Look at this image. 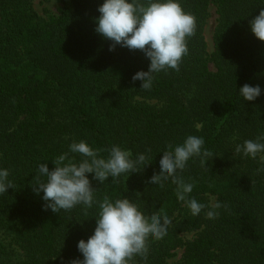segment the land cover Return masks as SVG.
Returning <instances> with one entry per match:
<instances>
[{
	"label": "trees",
	"instance_id": "1",
	"mask_svg": "<svg viewBox=\"0 0 264 264\" xmlns=\"http://www.w3.org/2000/svg\"><path fill=\"white\" fill-rule=\"evenodd\" d=\"M62 2L58 15L45 19L33 0H0V167L10 170L14 187L0 195V264L83 259L77 243L93 234L98 208L45 211L32 188L38 165L54 168L51 161L73 140L102 149L117 144L133 157L151 148L141 172L106 185L89 175L98 198L125 196L146 215L159 210L172 219L163 239L148 240L146 262L136 257L135 264H171L180 249L178 264H264V171L259 158L234 155L236 143L264 135V91L253 102L238 95L246 83L264 90V42L249 27L264 0H180L196 18L189 54L178 72L157 74L151 90L132 79L149 70L144 53L118 45L109 51L112 42L95 32L103 0ZM212 5L218 20L209 53ZM188 135L202 136L212 157L207 170L193 158L180 174L195 184L191 196L199 202L228 205L215 220L207 209L193 216L171 181L163 189L149 184L162 151ZM191 232L196 236L185 240Z\"/></svg>",
	"mask_w": 264,
	"mask_h": 264
},
{
	"label": "clouds",
	"instance_id": "2",
	"mask_svg": "<svg viewBox=\"0 0 264 264\" xmlns=\"http://www.w3.org/2000/svg\"><path fill=\"white\" fill-rule=\"evenodd\" d=\"M99 18L95 21V32L112 42L109 51L116 46L130 51L140 50L150 61L148 71L133 75V81H141L143 90H151L156 75L169 70L179 71L183 58L189 54L188 39L196 31V18L184 11L180 0H103L99 6ZM251 33L264 42V9L250 21ZM260 85L244 84L238 95L246 102H253L262 95ZM197 129L200 125H196ZM202 136L188 135L183 143L168 145L162 151L159 172L153 174L149 184L163 189L171 181L175 185V196L183 202L193 216L202 212L210 220L217 219L228 205L217 201L204 204L191 196L195 184L185 180L182 173L190 160L199 158L201 167L207 164L212 153L204 148ZM151 148L133 157L131 149L113 144L110 148H96L86 140H73L68 151L56 156L51 162L40 163L35 173L33 191L43 200V209L55 214L70 211L77 206L85 209L98 208L93 234L77 243L83 259L75 258L70 264H135L139 257L146 262L147 242L161 240L168 234L172 219L161 211L146 215L141 206L128 197L111 198L105 194L97 196L92 180L106 185L126 173L141 172L150 160ZM106 152L107 156L101 153ZM75 154H79V161ZM234 155L242 158H259L260 171H264V135L255 140H245L234 145ZM10 170L0 167V195L13 187ZM139 195V193L137 194Z\"/></svg>",
	"mask_w": 264,
	"mask_h": 264
},
{
	"label": "rangeland",
	"instance_id": "3",
	"mask_svg": "<svg viewBox=\"0 0 264 264\" xmlns=\"http://www.w3.org/2000/svg\"><path fill=\"white\" fill-rule=\"evenodd\" d=\"M33 5L36 13L48 19L52 16H57L60 9L63 7L62 0H33ZM218 15L216 12V7L211 6L209 9V18L207 20V24L205 26V38L208 45V52L212 53L213 51V35L217 26ZM213 69V65H211ZM211 204L216 202V198H211ZM196 236L195 232L185 233L183 237L185 240H192ZM183 250H178L176 252L175 257L169 260L171 264H178L182 258Z\"/></svg>",
	"mask_w": 264,
	"mask_h": 264
}]
</instances>
